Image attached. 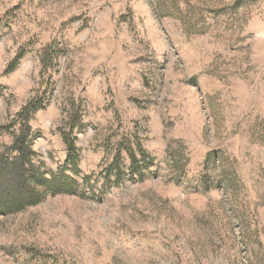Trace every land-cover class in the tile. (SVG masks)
I'll return each instance as SVG.
<instances>
[{"label": "rangeland", "instance_id": "obj_1", "mask_svg": "<svg viewBox=\"0 0 264 264\" xmlns=\"http://www.w3.org/2000/svg\"><path fill=\"white\" fill-rule=\"evenodd\" d=\"M36 97L82 186L10 212L0 175V264H264V0H0V160Z\"/></svg>", "mask_w": 264, "mask_h": 264}, {"label": "trees", "instance_id": "obj_2", "mask_svg": "<svg viewBox=\"0 0 264 264\" xmlns=\"http://www.w3.org/2000/svg\"><path fill=\"white\" fill-rule=\"evenodd\" d=\"M23 55L17 56L11 63L8 72L13 71ZM45 101L42 98H34L28 101L23 108L17 113L13 122L6 126V130L15 129L12 146L9 153H13V158L7 157L0 160V175H4L9 179V185L5 188H11L14 192L13 196H8L9 202L4 206V210L14 212L22 211L29 206H36L41 203L47 194L58 193H76L78 188L82 186L76 177L79 176L80 155L77 147L78 132H82L85 126L82 123V115L80 110L66 111V128L61 130L62 139L67 147L68 155L64 165L58 174L50 177L42 172L40 167H36L33 158L36 152L33 149V129L31 120L35 114L44 109ZM143 155V154H142ZM132 161L135 162V156ZM70 171V175L66 172ZM88 178L83 179V183H87ZM10 190V189H9ZM7 189L0 191L4 194Z\"/></svg>", "mask_w": 264, "mask_h": 264}]
</instances>
